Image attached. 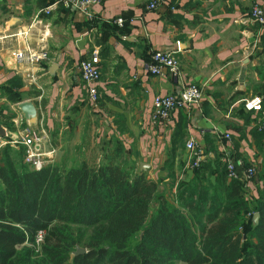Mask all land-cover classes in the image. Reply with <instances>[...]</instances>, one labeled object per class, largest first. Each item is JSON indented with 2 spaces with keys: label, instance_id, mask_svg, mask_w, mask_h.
<instances>
[{
  "label": "crops",
  "instance_id": "obj_1",
  "mask_svg": "<svg viewBox=\"0 0 264 264\" xmlns=\"http://www.w3.org/2000/svg\"><path fill=\"white\" fill-rule=\"evenodd\" d=\"M54 1H0V151L21 145L10 140L30 127L18 102L2 94V87L13 80L20 84L14 89L21 92V101L30 100L36 107L34 127L46 152L52 149L51 130L68 121L73 131L95 132L91 145L101 149L116 133L119 119L128 160L143 165L156 180L165 175L160 167L180 111L165 121H152L153 98L177 94L184 84L194 83L202 101L190 111L181 108L187 117L186 141L192 137L202 144V131H210L216 134L217 150L228 157L235 151L232 140H237L241 159L257 169L261 156L250 129L258 119L253 121L257 115L249 114L247 123L243 100L256 94L264 81V24L250 18L253 3L264 7V0H168L155 10L147 9L149 0H105L92 6L93 20L60 4L46 12ZM119 17L122 25L115 22ZM92 49L100 56L96 107L90 105L78 71ZM155 50L175 56L177 76L147 72V59ZM16 51H45L47 59L17 61ZM224 133L229 137L224 139ZM185 155L175 158L176 169ZM182 171L176 172V182L191 175L190 170ZM256 193L254 185L249 194Z\"/></svg>",
  "mask_w": 264,
  "mask_h": 264
},
{
  "label": "trees",
  "instance_id": "obj_2",
  "mask_svg": "<svg viewBox=\"0 0 264 264\" xmlns=\"http://www.w3.org/2000/svg\"><path fill=\"white\" fill-rule=\"evenodd\" d=\"M7 84L2 94L11 103L21 101V92L14 89L20 84ZM256 94L264 96V81ZM179 111L160 167L165 175L156 180L128 160L119 119L97 163L54 161L36 170L24 162L23 145L4 146L0 264H264V128L256 124L250 129L261 156V184H255L254 196L242 176L251 162L241 159L237 140L227 157L217 150L216 134L204 130L205 157L198 166L187 165V117ZM253 113L246 111L247 123ZM254 114L253 121L260 116ZM184 151L178 170L175 158ZM227 159L242 160V166L236 164L237 178L228 177ZM182 169L191 175L176 182ZM255 212L256 224L250 221ZM40 229L45 235L37 247ZM77 246L86 251L75 254Z\"/></svg>",
  "mask_w": 264,
  "mask_h": 264
},
{
  "label": "built area",
  "instance_id": "obj_3",
  "mask_svg": "<svg viewBox=\"0 0 264 264\" xmlns=\"http://www.w3.org/2000/svg\"><path fill=\"white\" fill-rule=\"evenodd\" d=\"M9 1V0H0ZM105 0H55L53 3L45 7V11L49 12L54 9L57 4L66 8H71L82 14L86 19L93 20L92 6L101 4ZM168 0H149L147 9L155 10L162 3ZM250 18L260 24H264V7L257 3H253L250 12ZM115 22L122 25L123 19L116 18ZM13 56L17 61L35 63L39 60L47 59L45 51L28 52L16 51ZM100 56L97 49H92L88 57L81 60L78 65L79 75L86 87L87 99L91 106L96 107L97 91L96 83L100 77ZM146 70L153 76H164L170 74L177 76L179 73V65L175 56L170 52L155 50L150 54V59L146 63ZM202 101L201 89L194 83L184 84L177 94L155 95L152 102L151 119L152 121H165L170 117V114L183 108L190 111L193 107H199ZM243 107L247 111L259 113L257 120L258 128H264V97L259 94L251 95L243 100ZM225 137H229L224 133ZM11 144H21L25 148L24 162L28 163L32 168L40 169L46 161L44 156H49L50 151L46 152L43 149V137L33 128L27 127L20 130L16 138L10 140ZM187 151V165L190 168L198 166L200 161L205 157L202 145L194 138L190 137L185 142ZM236 164L242 166V160L238 159L237 163L231 159H227L228 177L237 178ZM256 174V167L250 164L242 170L243 179L250 181ZM45 230L40 229L35 234L34 243L38 247L44 238Z\"/></svg>",
  "mask_w": 264,
  "mask_h": 264
},
{
  "label": "rangeland",
  "instance_id": "obj_4",
  "mask_svg": "<svg viewBox=\"0 0 264 264\" xmlns=\"http://www.w3.org/2000/svg\"><path fill=\"white\" fill-rule=\"evenodd\" d=\"M33 129L37 132L34 126ZM55 130L57 131V135H49V144L52 149H50L49 156H44L45 161L48 158L45 164L54 161L61 162L63 160L66 161L67 165L77 164L79 160H87L89 163H97L99 161L101 149L97 148V144L91 145L94 138L97 137L95 132L92 133L90 130L87 131L85 135V131L83 133L78 130L76 131V129L73 131V123H71V121H68L67 125L65 124L64 127L58 125ZM259 173L260 170L257 167L255 176L247 182L246 189L248 194L251 189L253 190L255 184H261ZM253 214L250 216V221H252V223ZM175 264L184 263L177 262Z\"/></svg>",
  "mask_w": 264,
  "mask_h": 264
},
{
  "label": "water",
  "instance_id": "obj_5",
  "mask_svg": "<svg viewBox=\"0 0 264 264\" xmlns=\"http://www.w3.org/2000/svg\"><path fill=\"white\" fill-rule=\"evenodd\" d=\"M17 109L22 113L25 121L28 123L30 126H34L37 122V110L34 105V103L30 100H23L18 102L17 104ZM0 134H3V130L0 126ZM140 169H143V165L140 166ZM259 214L258 212H255L253 214V223L256 224L258 221ZM86 250L81 247H76L75 254L77 253H82L85 252Z\"/></svg>",
  "mask_w": 264,
  "mask_h": 264
}]
</instances>
